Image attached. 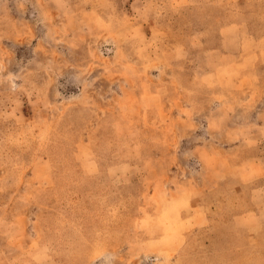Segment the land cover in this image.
Returning <instances> with one entry per match:
<instances>
[{
  "label": "rangeland",
  "instance_id": "obj_1",
  "mask_svg": "<svg viewBox=\"0 0 264 264\" xmlns=\"http://www.w3.org/2000/svg\"><path fill=\"white\" fill-rule=\"evenodd\" d=\"M0 264H264V0H0Z\"/></svg>",
  "mask_w": 264,
  "mask_h": 264
}]
</instances>
